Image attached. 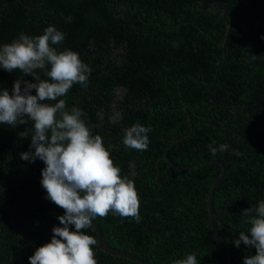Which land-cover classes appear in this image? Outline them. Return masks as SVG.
<instances>
[{"label": "trees", "instance_id": "trees-1", "mask_svg": "<svg viewBox=\"0 0 264 264\" xmlns=\"http://www.w3.org/2000/svg\"><path fill=\"white\" fill-rule=\"evenodd\" d=\"M212 5L217 7L207 8ZM261 19L264 0H0V47L21 33L35 37L55 26L64 39L50 46L78 53L91 69L86 86L76 83L65 96L45 102L64 99L66 111L79 108L121 177L134 181L139 222L111 212L93 220L107 247L149 264H174L189 254L197 264H223L206 203L220 167L176 169L163 159L167 149V159L178 167L208 160L224 166L212 195L216 229L231 264L256 254L254 247L241 242L237 248L233 241L241 231L250 235L251 216L243 211L264 201V22L252 32L233 25L220 43L231 21L250 28ZM49 70L50 65L33 75L49 80ZM17 80L37 82L0 67V91L11 95ZM23 119L16 127L0 123V264H30L28 258L53 236L24 240L11 226L15 203L47 194L41 185L44 162L20 158L35 151L34 122ZM136 123L151 129L147 151L122 143ZM210 145L228 150L212 155ZM63 214L49 199L14 211L27 235L62 226ZM83 232L96 239L92 227ZM94 258L97 264H134L100 251Z\"/></svg>", "mask_w": 264, "mask_h": 264}, {"label": "clouds", "instance_id": "clouds-1", "mask_svg": "<svg viewBox=\"0 0 264 264\" xmlns=\"http://www.w3.org/2000/svg\"><path fill=\"white\" fill-rule=\"evenodd\" d=\"M63 39L62 32L49 26L42 35L21 33L17 40L0 47V67L8 72L18 69L37 81H15L11 95L7 89L0 91V123L16 127L25 123V116L34 122L30 149L35 151L23 152L20 158L44 162L41 185L46 199L64 210L58 217L62 226L52 229L51 241L35 250L28 258L30 264H97L92 247L97 240L83 230L92 227L95 218L106 217L110 212L139 222V196L134 181L121 177L101 136H93L81 119L84 113L79 108L66 111L64 99L54 104L45 102L65 96L76 83H88L91 69L78 53L58 52L50 46L61 44ZM48 65L49 80L33 75ZM21 83L25 85L23 90ZM32 89L36 90L35 95L31 94ZM150 131L136 123L125 130L122 143L127 148L147 151ZM209 149L216 155L218 150L227 151L228 145H220L219 149L210 145ZM243 215L251 216L250 235L241 231L233 243L237 248L241 242L255 248L256 254L246 256L244 264H264V201L245 209ZM174 264H197V259L189 254Z\"/></svg>", "mask_w": 264, "mask_h": 264}, {"label": "water", "instance_id": "water-1", "mask_svg": "<svg viewBox=\"0 0 264 264\" xmlns=\"http://www.w3.org/2000/svg\"><path fill=\"white\" fill-rule=\"evenodd\" d=\"M261 22H264V19L255 21L254 24L249 28L245 24H243V23H241L239 21H235V20L231 21L230 23H228L226 25L225 32H224V40L222 41V43H220V45H223L224 41L226 40V38L228 36V31H229L231 26L237 25L238 28L240 30L244 31V32H252V31H254L257 28V26ZM166 152H167V149L164 151L163 159L169 165H171L172 167H174L176 169L189 170L191 168H194V167H197V166H200V165H204V164H207V163L216 164V165H218L220 167V173L218 174V176L215 178V180L212 182V184L210 185V187L208 189L207 198H206L207 217H208V224H209L210 230H211V232H212V234H213L218 246L220 247V249L222 251L223 264H231L229 250H228L224 240L222 239V237L220 236V234L218 233V231L216 229V224L217 223L220 224V222L214 216V213L212 211V195H213V191L215 189L216 184L221 181V179H222V177L224 175V166L221 163H219L218 161L208 160V161H203V162L197 163V164L192 165V166L178 167V166H175V165L170 163V161L166 157ZM46 196H47V194L45 196H42V197L36 199V200L19 201V202L15 203L9 209L11 226H12V228H13V230L16 233L17 236H19L20 238H22L24 240H34L36 238H40V237H43V236L53 235L52 230L46 231V232H42V233H39V234H36V235L24 234L23 232H21L19 230V228H18V226L16 224L15 216H14V211H15V208L17 206L23 205V204H31V203L42 201V200L46 199ZM92 228L95 231L96 239H97V245H96V248L94 250V255H95L96 252L100 251V252H104V253H106V254H108L110 256L118 257V258L127 260L129 262L134 263V264H149V263H147V262H145V261H143V260H141V259H139V258H137L135 256H132V255H130L128 253L117 251V250H114V249H111V248L107 247L104 244V242H103V239H102V236L100 234L99 228L97 227V225L94 222H92ZM70 230L74 231L75 230L74 226L70 227Z\"/></svg>", "mask_w": 264, "mask_h": 264}, {"label": "flooded vegetation", "instance_id": "flooded-vegetation-1", "mask_svg": "<svg viewBox=\"0 0 264 264\" xmlns=\"http://www.w3.org/2000/svg\"><path fill=\"white\" fill-rule=\"evenodd\" d=\"M217 7V6H216ZM214 5H212V6H209V7H207V8H209V9H211V10H213V8H216ZM225 42V41H224ZM224 44V43H223Z\"/></svg>", "mask_w": 264, "mask_h": 264}]
</instances>
